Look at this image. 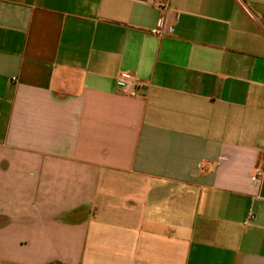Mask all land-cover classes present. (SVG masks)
Returning <instances> with one entry per match:
<instances>
[{
	"label": "crops",
	"instance_id": "1",
	"mask_svg": "<svg viewBox=\"0 0 264 264\" xmlns=\"http://www.w3.org/2000/svg\"><path fill=\"white\" fill-rule=\"evenodd\" d=\"M0 264H264V0H0Z\"/></svg>",
	"mask_w": 264,
	"mask_h": 264
},
{
	"label": "built area",
	"instance_id": "2",
	"mask_svg": "<svg viewBox=\"0 0 264 264\" xmlns=\"http://www.w3.org/2000/svg\"><path fill=\"white\" fill-rule=\"evenodd\" d=\"M163 28H164V24L161 23L160 26L156 29H153L151 33L154 35H163V32H164ZM118 83L122 86H125L127 85L128 82L126 81V79L120 77L118 78Z\"/></svg>",
	"mask_w": 264,
	"mask_h": 264
}]
</instances>
